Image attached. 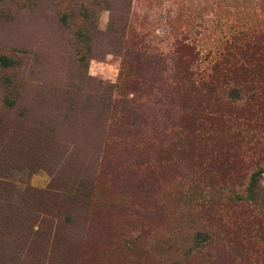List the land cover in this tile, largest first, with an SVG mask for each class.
Listing matches in <instances>:
<instances>
[{
  "label": "rangeland",
  "instance_id": "1",
  "mask_svg": "<svg viewBox=\"0 0 264 264\" xmlns=\"http://www.w3.org/2000/svg\"><path fill=\"white\" fill-rule=\"evenodd\" d=\"M250 28L264 33V0H0V264H238L233 245L192 240L207 228L201 193L244 192L260 173L264 201V93L248 97L261 75L218 109L248 134L241 144L224 123L197 127L196 100L182 111L167 86L188 54L177 43L218 71L225 43ZM173 119L207 132L204 153L158 144ZM211 150L244 154L243 166ZM147 153L176 164L157 186L142 180Z\"/></svg>",
  "mask_w": 264,
  "mask_h": 264
},
{
  "label": "trees",
  "instance_id": "2",
  "mask_svg": "<svg viewBox=\"0 0 264 264\" xmlns=\"http://www.w3.org/2000/svg\"><path fill=\"white\" fill-rule=\"evenodd\" d=\"M179 48L186 49L188 54L182 57L178 53ZM177 50L174 60L177 64L182 63L184 67L179 69L173 85L167 86V94L171 103L176 107L179 102L181 110L184 111L181 99L184 96L195 99L199 106L198 111H192L186 115L197 127H201L203 124L214 126L217 123H221V125L224 123V133L228 135V141L238 144L249 142L248 134L241 130L240 123L233 124L228 120L224 121L218 114V109L222 107L221 102L224 97L242 96L246 92L253 72L260 73L261 85L248 97L259 100L263 95L264 33L258 29L250 28L232 35L223 46L224 67L222 66L218 71L216 68H212L208 73L197 70L193 47L187 46L185 43H177ZM229 79L238 81V83H234L237 86L236 89L227 87ZM207 101L212 102L213 111L207 109ZM248 116L253 115L250 113ZM229 119L234 118L229 117ZM234 121L237 120L234 119ZM206 133L200 129L186 130L182 126H178L173 119L171 127L160 132L161 140L158 141V144H165L169 148L168 150L173 153L182 152L190 144H193L199 146L200 152L204 153V148L210 140ZM148 142L152 141L148 140ZM212 142L214 147L216 144L214 138H212ZM209 155L214 161L224 158L222 165L227 167L235 164L243 166L241 157L244 154L211 150ZM147 159V161L143 160V165L144 167L150 166L146 168L150 172L148 175L142 174V180L154 182L156 186L158 183L160 184L159 179L166 173L163 171L176 165L173 159L155 158L149 153H147ZM259 174H252L249 186L244 192H236L233 189L224 192L223 189L218 188L214 193L199 195L198 207L207 228L199 229L194 234L192 242L196 246L213 249L217 244L225 243L226 246L223 245L222 248H219L225 251L233 245L238 250L236 252L239 257L238 264H264V201L260 200L257 192ZM197 180V182L204 181L200 178ZM209 253H205L204 256H210Z\"/></svg>",
  "mask_w": 264,
  "mask_h": 264
}]
</instances>
